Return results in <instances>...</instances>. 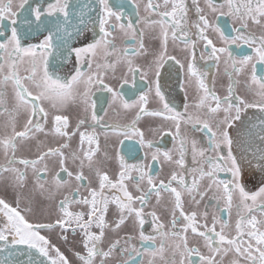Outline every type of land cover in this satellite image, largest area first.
I'll use <instances>...</instances> for the list:
<instances>
[{"label": "snow or ice", "instance_id": "6c2138e0", "mask_svg": "<svg viewBox=\"0 0 264 264\" xmlns=\"http://www.w3.org/2000/svg\"><path fill=\"white\" fill-rule=\"evenodd\" d=\"M192 2L196 9L197 19L191 23H189V9L185 0H163L162 5L159 3L153 4L152 0H148L146 10L154 12L159 17L157 20L140 17V5L136 0H131L138 18L135 22L129 19L127 23H123L122 19L125 14L122 6L116 9L110 3V0H96L98 6L96 19L99 23L100 36L86 47L74 48L72 51L76 54L78 65L83 63L82 53L93 56L97 55V53L101 54L105 63L103 65L97 63V70L101 67L105 70H115L118 63L127 65V71L121 81L122 84H127L129 83L128 73H132L134 76L135 73L141 70L139 65H135L134 57L147 54L142 40L143 31H138L137 25L142 21L147 25H158L160 28L161 51L156 58L157 62L167 55L169 33H171L173 41H180L191 52L187 69L189 76L197 77L198 88L203 90L204 94L199 98L195 106L198 109H202L207 105L204 119H201L199 115L193 117L192 114L187 113V104L185 105L184 113L176 111L166 101L158 86L155 94L162 103V109L149 111L145 108V104L148 101L147 94L141 92L135 100L129 101L126 98V93L121 88L114 89L104 84V73L99 71L85 75L84 71L78 66L74 74L69 78L53 77L48 69V57L49 52L53 48L54 33L49 30L48 35L38 45L29 44L23 46L17 25L20 23L30 25L32 21L29 19L20 21L19 14L27 7L30 16H33L38 24L42 23V18L45 15L48 17L56 16V32L58 33L68 21L69 8L71 7L69 0H53L43 11H41L40 6L31 7L29 0H19L15 7L13 6V0H0V20L7 18L11 22L10 35H7L4 30H0V115L5 112L9 113V119L4 126L11 127L10 135L0 137V151H3L5 157V162L0 164V178H3L5 173H13V186L23 187L27 180V170L31 168L37 188L43 191L45 185L40 183V181L49 172L46 160L47 158H56L55 162L58 163L60 171H57L51 179L53 198L56 192L61 191L65 187H70L69 180L61 178V171L66 173L69 178L74 177L75 181L82 182L88 179L83 171L87 167L90 171H94L99 181V191L95 188H88L91 199L88 196L79 198L78 196L74 197L70 193L65 194L63 199L59 200L56 205L59 216L52 223L29 222L18 210L19 197L17 198V207H12L4 199H0V214L6 221L0 225V252L6 253V256L0 259V264H35L32 259L33 250L40 256L45 257L49 264H72L71 260L59 248L51 244L49 239L40 233L42 229H54L56 227L61 229L60 238L64 241H67V236L63 235V233L67 232L69 228L73 232L77 228L81 230V245L84 251L74 252V256L80 264H96L97 257H99V264H105V261L112 258L117 252L119 256L124 257L126 255L127 258L117 259L115 264H136V260H142L144 254L150 257L162 256L166 250L165 240L168 238L172 239V243L169 245L172 254L171 264H194V257L198 258L199 264H223L224 259L229 255L232 258L228 260V264H264V219H257L252 214L254 211L259 210L261 217H264V202L260 205L256 203L258 197L264 201V186L259 187L254 192H249L245 189L242 183L241 168L232 152L233 140L229 134L232 122L240 119V113L244 108L257 107L261 112H264V0H223L220 4H217L216 0H204L207 9L211 13L217 16L231 17L233 21H239L238 25L231 28L232 35L226 34L215 20L209 21L205 10L199 6V0H192ZM161 7L165 10L159 11ZM225 8L227 9L226 11L223 10ZM60 17H63V23L60 21ZM113 18L115 23H111ZM249 23L259 26L262 34L255 36L251 32H247ZM193 28L196 29L195 35L198 39L204 42V49L207 53L206 57L202 56L201 58L214 60L219 64L221 56L227 54L224 63L228 65L230 62V71L228 68L225 69L229 76L228 95L225 97H220L211 92L203 79L206 73L200 72L195 68L196 40L191 39L190 35ZM209 29L218 34L223 46L217 47L214 44L208 35ZM116 31L122 33L123 42L131 43L133 46L124 47L123 49L117 48L114 37V32ZM6 35L7 39H2ZM239 43L247 44L255 55H234L230 50V46L236 45L239 47ZM136 44L139 47H136ZM113 55H116L117 59L109 63L108 58ZM171 58L175 59V57ZM257 58L260 65L259 69ZM176 62L180 63L179 60ZM23 64H27L29 67L25 69L26 74L21 76L19 68ZM249 66H251V72L250 79L246 81V87L260 97L258 101L252 103L245 101L240 96L234 97L232 91V84L234 83L232 75L240 76L245 74ZM91 67L92 60L89 59L88 68L91 69ZM181 67H183L182 64ZM5 69H7L6 72ZM143 78L144 75L141 76V79ZM25 81L37 89L35 94ZM9 84L12 87L15 100L11 110L4 107V88ZM81 85L83 86L82 92L79 91ZM93 86H102L106 92L111 94V99L108 101L110 105L118 103L125 110L138 109L130 125L116 124L109 127H111L113 132H119L129 139L132 138L129 130L134 129L135 134L140 137L139 142L142 146L145 144L144 134L139 129H135L136 121L140 119L141 114L162 117L165 120L173 121L176 128L173 139L174 141H179V146L176 148L178 158L173 157L172 150L164 151L162 155L166 163L178 166L181 169L180 173L172 171L167 182L160 180L157 183L151 172L144 170L146 166L143 162L128 164L124 157L120 155L119 149H117L116 162L119 170L115 179H112L107 172H102L100 168L95 167L97 162L94 157L99 152V143L95 132H79V152L82 155L77 152L70 153L74 162L79 161V170L75 173L69 171L66 167L69 157L65 155L63 149L69 147L67 140L75 136L79 128L87 123L90 101L91 107L95 109L96 100L92 99ZM77 97L83 104L84 117L77 120L76 128L69 133L67 129L70 126V117L57 114L52 116V127L46 132L45 125L41 121L43 120L46 123L49 113L42 106L43 103L49 102L53 109L58 110V108L67 107L70 102L74 103ZM210 101L215 103L214 107L211 106ZM241 105H243V108ZM221 110L224 113L223 119H214L215 114ZM21 112L27 113V119L23 124V129L17 131L15 118ZM91 120V126L100 123V117L97 116L94 110L91 114ZM181 123L185 126L191 125L194 131L204 132L207 137V148L200 147L196 139L191 140L193 163L199 165L196 168L187 169V175L193 176L191 184L187 182L185 174V155L188 151L189 140L187 135L183 137L180 135ZM261 123L264 124V121ZM40 132H44L45 135L52 134L62 137L65 142L60 143L56 147H48L46 150L38 152L34 158H18L16 156L17 141L33 139L35 134ZM260 139L264 141V128L261 130ZM85 141L89 145L87 149L83 147ZM40 143L42 142H37V148H39ZM93 144L96 147H92ZM147 145L150 148L152 141H147ZM224 148L228 149L226 156L222 154ZM209 152H214L215 155H208ZM160 154V150L157 149L152 154V161L158 160ZM105 157L107 158V153H105ZM260 159L264 161V152L261 153ZM85 161H87V164H85ZM41 163H43V167H38ZM205 164L208 171L204 170ZM15 165H22L23 169L17 168ZM147 167H151V162H149ZM133 171L137 173L135 177L131 175ZM220 172L230 173L233 179L231 181L220 180L216 175ZM196 173L199 175L197 176ZM205 177L210 181L208 189L215 185L217 190H220L221 186L223 190L222 197H213L217 201L223 199L224 207L218 208L217 213L212 217L211 225L206 222L207 211L201 214L205 221L201 223L197 219L195 211L186 213L183 209L182 191L187 192L192 202L199 204L200 201L195 198L193 193L195 192L200 197L204 196L205 193L199 191V185ZM126 180H136L137 183L134 187L141 194L133 196L128 191V187L125 184ZM145 180L148 185L146 191L140 188L139 183ZM173 183L178 184L180 190L172 187ZM79 186L72 188V192L78 193ZM106 188L117 189L123 195L122 197L117 195L111 198L105 196L104 190ZM161 190L170 193L174 198L171 227L166 232L164 231L165 226L163 223H154L155 235H146L142 230L145 223L143 208L153 193H155L157 203H159ZM234 194L237 196L235 204L233 203ZM134 202H139L140 207H133ZM72 203L86 205L89 210L86 214L82 211H69V205ZM109 204L116 205L117 209L116 218L112 222L107 220ZM233 207L237 210L238 218L235 221L234 234H231L225 231L231 226L228 220L222 219V213H230ZM177 210H179V217L176 216ZM27 211H30V209ZM85 215L87 216L86 220L84 219ZM148 215H151L154 221L158 219L154 211L148 213ZM131 217L135 218L134 223L141 228L138 239L143 242L144 247L141 249L131 244L130 241L133 237L125 235L111 240L107 249H102L100 245L104 241L106 229L117 233ZM180 218H183L185 223L177 230V222ZM217 224L220 225L219 231L216 229ZM93 226L99 231H91ZM189 230L192 234L202 238V246H189L187 236ZM157 237L160 240L159 247H156ZM204 250H206L207 254H204ZM18 257H26V259H16ZM177 257H179L178 260L176 259ZM148 264H154V261L150 259ZM165 264H168V261H165Z\"/></svg>", "mask_w": 264, "mask_h": 264}, {"label": "flooded vegetation", "instance_id": "af4514ba", "mask_svg": "<svg viewBox=\"0 0 264 264\" xmlns=\"http://www.w3.org/2000/svg\"><path fill=\"white\" fill-rule=\"evenodd\" d=\"M53 0H29V5L31 7L40 6L41 11H43L49 3H52ZM136 2L140 5L139 7V16L140 17H148L151 20H157L159 17L150 10H146V5L148 0H136ZM223 0H216L217 4L222 3ZM19 3V0H13V6L15 7ZM71 7L69 8V18L67 23L64 24L63 28L57 33V18L56 16L48 17L44 16L42 18V23H37L33 16H30L29 10L26 7L19 14L20 21H24L25 19H29L32 23H20L17 25L18 30L20 31L22 40L21 43L23 46H27L29 44L38 45L41 41H43L44 37L48 35V31L51 30L54 33L53 37V48L49 52L48 57V69L49 72L55 76H59L62 79L69 78L72 74H74L76 67H80L85 75L91 73H95L99 71L100 73H104L103 82L111 86L112 88H121L126 93V98L131 100H135L137 96L140 95L141 92L147 94L148 101L145 104V108L149 111L153 110H161L162 103L159 98L156 96V88L157 86L160 88L161 93L165 97L166 101L170 103V106L173 107L176 111L181 113L185 112V105L187 104V113L192 114L193 117L199 115L201 119L205 118V112L207 110V105L204 108L198 109L195 105L199 101V98L204 94L203 90L198 88L197 77L189 76L187 64L189 59L191 58V52L185 48V45L180 41H173L171 39V33H169V39L167 41V55L157 62V56L161 51V38H160V28L158 25H147L143 21L137 25L138 31H143V43L146 49V55H138L134 57L135 65L140 66V71L135 73L133 76L132 73H128L129 83L122 84L121 81L124 78V73L127 71V65L123 63H118L116 65L115 70L107 69L105 70L101 67L99 70L96 69V64L100 63L103 65L105 60L102 58V55L97 53V55L93 56L91 54L82 53L81 57L83 60L82 64H77V58L75 52L72 51L74 48H84L88 44L92 43L95 39H98L100 36L99 32V23L96 19L98 13V6L96 4V0H69ZM110 3L118 9L119 7L124 8V18L122 19L123 23H127L129 19L133 22L138 18L136 15V9L131 3V0H110ZM153 4H163V0H152ZM185 3L188 6L189 12V23L195 21L197 19V13L195 6L193 5L192 0H185ZM199 6L205 10L207 14V18L209 21L215 20L218 25L225 31L226 34L232 35L231 28L238 25L239 21H233L231 17L217 16L211 13L205 3L204 0H199ZM165 9L161 7L159 11H164ZM226 11L227 9H223ZM60 21L63 23V17H60ZM111 23H115L114 18L111 20ZM0 30H4L7 32V35H10L11 32V22L9 19L5 18L0 20ZM247 32H251L255 36H259L262 34V30L259 26L249 23V28L246 30ZM196 29H191L190 35L191 39L196 40L195 46V68L200 71L206 73L203 77L205 84L211 92H214L216 95L220 97H225L228 95L229 89V76L227 75L225 69L228 68L230 71V62L228 65L224 63L227 54L221 56L219 64H217L214 60L203 59L202 56H207V53L204 49V42L199 40L195 35ZM7 35L2 39H7ZM209 37L213 40L214 44L217 47L223 46L221 41L219 40L218 34L214 33L211 29L208 30ZM58 37V38H57ZM115 44L117 48L123 49L124 47H132L131 43L123 42L122 33L116 31L114 32ZM139 38V37H138ZM111 39V38H110ZM139 47L138 44L135 45ZM230 50L234 55H255L252 52V49L248 47L247 44L239 43V47L236 45H231ZM210 51V49H209ZM171 57H175L172 59ZM92 60L91 69L88 68V60ZM117 59L116 55L108 58V62L115 61ZM179 60L178 64L176 61ZM181 64L183 67H181ZM258 69L260 67L259 61L257 58ZM29 66L27 64H23L19 68V73L21 76L25 75V69ZM7 69H5V72ZM251 66H249L247 72L245 74H241L240 76L232 75V91L235 96L242 97L245 101L252 103L258 101L260 99L259 96L255 94L254 91H249L246 87V81L250 79ZM259 74V71H258ZM144 75V78L141 79V76ZM134 80V83H133ZM238 81V82H236ZM25 83L30 87L32 92L35 94L37 89L32 87V85L25 81ZM79 91H83V86H80ZM4 99L5 105L4 107L9 110L12 109L15 100L13 96V90L11 85H7L4 88ZM92 99L96 100L95 109L91 107V101L89 102L88 109V121L86 124L82 125L79 130L76 132L75 136H72L71 139L67 140L69 147L63 149L65 155L68 156V160L66 162V167L69 171L75 173L78 169L79 161H73L71 159L70 153L77 152L79 155L82 153L79 152L80 142H79V132L91 133L95 132L96 139L99 143V152L95 155L94 159L96 160L95 167L100 168L102 172H107L110 178L115 179L116 173L119 170V166L116 162V151L119 149L120 155L124 157L128 164H136L137 162H143L146 166L145 171H150L151 174L155 177L156 182L158 183L160 180H164L167 182L168 177L170 176L172 171H176L180 173L181 169L170 163H166L164 161L162 153L164 151L172 150V155L174 158H178L176 153V148L179 146V141H174L173 136L175 135L176 128L175 124L171 120H165L162 117H153L141 114L139 120L136 121L135 129H139L143 132V139L145 144L142 146L140 141V137L135 134L134 129H130L131 139L121 135L119 132H113L111 130V125H130L135 118L137 108L125 110L119 106L118 103L109 104L108 101L111 99V94L106 92L102 86L92 87ZM211 106H215L214 102H211ZM46 111H48L49 115L47 118V122L41 121L42 124L45 125V131H49L52 127V116L61 114L68 115L70 117V126L67 129L69 133H71L76 128V122L78 119L84 117L83 112V104L81 103L79 97H77L74 103H69L67 107L53 109L49 102H44L42 105ZM226 106V105H225ZM243 108V105H241ZM250 108V107H249ZM257 108V107H256ZM248 108H244L240 113L242 115L245 110ZM259 109V108H257ZM93 110L96 112L97 116L100 117V123L91 126V114ZM234 114V110H233ZM224 113L221 110L215 116L214 119H223ZM9 119V113L5 112L3 115H0V137L4 135L11 134V127H5L4 125L7 123ZM16 130L20 131L23 129V124L27 119V113L21 112L16 116ZM264 121V112H261V121H256L253 126H258L259 131L264 128V124L261 122ZM236 120L232 122L231 127L229 128V134H231L230 129L233 128ZM249 124H247L248 126ZM171 133V134H169ZM180 135L183 137L187 135L189 140L188 151L185 155V174L186 180L189 184H191L193 176L187 175V169L196 168L199 165L193 163V157L191 152V140L196 139L199 142L200 147L207 148V137L204 132H196L192 129L191 125L185 126L181 123L180 126ZM40 143L39 148H37V142ZM147 141H152V146L149 148L147 145ZM65 140L62 137L55 136L52 134L45 135L44 132L36 133L35 138L29 139L27 141H17L18 149L16 152V156L18 158H34L38 152L46 150L48 147H56L60 143H64ZM83 147L87 149L89 147L87 141L84 142ZM92 147H96L95 144ZM232 147V146H231ZM160 150V155L158 160L152 161V154ZM227 148L223 149V155H227ZM233 155L235 156L239 167L241 168L240 156L234 153L232 149ZM105 153H107V158L105 157ZM208 155H215L214 152H209ZM252 159V154L245 153V161L247 157ZM56 158H47L46 163L48 164L49 172L44 179L40 181V183H44V190L41 191L36 186V181L33 177V173L31 168L27 170V180L23 187H14L13 186V173H5L3 178H0V199H4L12 207H17V198L19 197V206L18 210L21 212L25 218L31 223H52L54 222L58 216L59 212L56 207L59 200L63 199L65 194H71L74 197L78 196L79 198H83L88 196L89 199L91 197L88 193V188H95L99 191V181L95 176L94 171H90L87 167L83 169L84 175L88 178L85 181L77 182L74 177L69 178L66 173L60 172V176L62 179L69 180L70 187H65L59 192H56L53 198V188L51 185L52 176L59 170L58 163L55 162ZM5 162V157L3 151H0V164ZM151 162V167H147V165ZM247 162V161H246ZM87 164V161H85ZM15 167L23 169L22 165H15ZM38 167H43V163L38 165ZM204 170L208 171L207 165H204ZM242 173V172H241ZM43 175V174H42ZM133 177L137 175L135 171L131 173ZM198 176L199 174L196 173ZM220 180L231 181L233 178L230 173L220 172L216 174ZM255 175H253V171L247 170L242 173V183L245 189L249 192H254L259 189V187L264 186V173L261 180L255 184ZM137 183L136 180H126L125 184L128 187V191L132 193L133 196H138L141 192L137 191L134 185ZM140 188L142 190H147L148 185L145 181L139 182ZM210 181L207 177L201 180L199 185V191L204 192V196L200 197L195 192V198L200 201L199 204H195L189 198V195L186 191H182V201H183V209L186 213H191L195 211L197 213V219L200 220L201 223L205 222L201 216L204 211H207V220L206 222L211 225L212 217L217 213L218 208L224 207V201L221 199L217 201L213 199L214 196H223L222 186L220 190H217L215 185L211 189H208V184ZM82 185V186H79ZM79 186V192L73 193L72 188H76ZM172 187H176L180 190V186L176 183H173ZM104 195L108 197L121 196L122 192L117 189H108L104 190ZM237 202V196L234 194L233 203ZM262 202L261 198H257V205H260ZM251 203V202H249ZM174 206V198L168 192H164L161 190V199L159 203H157V198L155 193H153L149 199L147 204L143 208L144 212V225L142 230L145 234H153L155 235L153 224L154 223H163L164 231H169L171 227V218H172V209ZM133 207H140L139 202H134ZM30 209V211H27ZM89 210L88 206L83 204L72 203L69 205V211L77 212L82 211L85 214ZM155 212L158 219L156 221L153 220L151 215H148L150 212ZM257 217V219H264L261 217L260 211L256 210L252 213ZM117 215L116 205L109 204V210L107 213V220L112 222ZM176 216L179 217V210L176 211ZM237 210L235 207L232 208L230 213H222V219H226L230 223V228L226 229V232L234 234V225L237 219ZM84 219H87L85 215ZM135 218H129L126 223L121 227V229L117 233H113L110 230L106 229V235L103 243L100 245L102 249H107L108 243L111 240H114L118 236L131 235L133 239L130 241L131 244L136 245L138 248H143V242H140L138 239L139 231L141 230L138 224L134 223ZM6 222L0 214V225ZM185 223L183 218H180L177 222V230L181 228V226ZM75 227V225H73ZM217 231L220 230V225H216ZM93 232H98L99 230L93 226L91 229ZM41 235L45 236L49 239L50 243L55 245L60 251L71 260L72 264H80V262L75 258L74 252H83V248L81 245L82 233L81 230L77 228L75 232L69 228V230L63 235L67 236V241L61 239V229L56 227L54 229H42L40 230ZM189 246H202L203 240L202 238L194 235L189 230L187 233ZM172 243V239L168 238L165 240V252L161 255H157L156 257H150L147 254H144L143 259H137L136 264H148V261L151 259L154 261V264H165V261H168V264H171L172 254L169 245ZM123 244V242H122ZM160 246L159 237H157L156 247ZM35 252V250H33ZM204 254L206 250H204ZM54 255V253H52ZM126 255L124 257L119 256L117 252L112 258L107 259L105 264H115L117 259H126ZM231 255L224 259L223 264H228V260L231 259ZM177 260L179 257L176 258ZM194 264H199L198 258H193ZM96 264H99V257L96 258Z\"/></svg>", "mask_w": 264, "mask_h": 264}, {"label": "water", "instance_id": "95a60500", "mask_svg": "<svg viewBox=\"0 0 264 264\" xmlns=\"http://www.w3.org/2000/svg\"><path fill=\"white\" fill-rule=\"evenodd\" d=\"M256 121H261V111L256 107H250L240 115V119L236 120L233 128L230 129V136L233 140L232 149L235 154L240 156L241 172L247 170L253 171L255 175V184H257L264 173V161L260 159L261 153L264 152V141L260 139L261 131L258 126H253ZM247 124H249L247 126ZM252 154V159L247 157L245 161V153ZM24 247V246H21ZM6 256L5 252H0V259ZM16 259L24 260L26 257H18ZM33 261L35 264H49L47 259L33 251Z\"/></svg>", "mask_w": 264, "mask_h": 264}]
</instances>
